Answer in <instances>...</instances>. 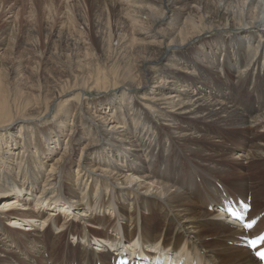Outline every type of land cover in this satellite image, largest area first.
I'll use <instances>...</instances> for the list:
<instances>
[{"label":"bare ground","instance_id":"obj_1","mask_svg":"<svg viewBox=\"0 0 264 264\" xmlns=\"http://www.w3.org/2000/svg\"><path fill=\"white\" fill-rule=\"evenodd\" d=\"M44 1L53 11L48 10L51 25L47 20L39 31L73 49L83 44V64L75 62L76 54L68 57L77 65L61 67L71 76L56 89L19 79L36 88L35 101L3 97L8 84L2 88V81L16 79L19 67L0 68V128L22 123L14 136L20 141L12 138L8 149L0 137V197H7L0 202V240L15 242L19 235L14 229L31 230L52 264L63 252L64 232L65 238L80 242L81 264H107L112 256L116 262L123 251L111 255L106 245L119 247L121 234L128 247L145 246L153 258L259 264L247 240L264 232V181L255 178V188L244 175L264 169V0H79L85 9L78 15L71 6L61 11L55 0ZM31 2L38 26L39 2ZM58 13L74 29L85 26L82 35L76 38L62 28L52 34ZM206 77L220 89L228 85L239 100L258 95L257 106L227 101L230 92L226 102L210 101L194 90ZM116 89L119 98L111 95ZM88 92L98 99L83 100ZM69 95L75 99L72 108L64 101ZM48 118L57 127L34 129V122ZM128 125L148 142L129 134ZM59 145L62 152H57ZM70 146L81 148L73 173ZM231 175L240 180L228 184L224 179ZM48 199L70 206H49ZM246 206L248 228L230 225L231 217L224 220L228 207L241 214ZM43 207L52 210L39 219L47 212ZM88 226H98L99 232ZM91 242L97 243L96 252H88ZM38 246L35 242L32 248Z\"/></svg>","mask_w":264,"mask_h":264},{"label":"rangeland","instance_id":"obj_2","mask_svg":"<svg viewBox=\"0 0 264 264\" xmlns=\"http://www.w3.org/2000/svg\"><path fill=\"white\" fill-rule=\"evenodd\" d=\"M48 1L50 0H47V2ZM55 1H56L55 6L56 7L58 6L59 8H61V11H64L63 9H65L66 6L68 7L71 6L72 11H74L73 12L74 15H78L79 13L82 14L85 9V7L80 3L79 0H71V1L70 0L69 1L68 0H55ZM73 1L75 3H73ZM38 2H39L38 3L39 5L38 17H39L40 25L36 26L37 23L34 24L35 19L33 16V10H34L33 6L34 5L31 2V0L29 1L28 0H0V41L2 42V46L0 48V68L10 69L13 66L19 67L16 72L17 75L15 76L17 81L14 78L13 80L8 79L7 81H2L1 83L2 88L4 84L6 83L8 84L5 89L3 88L1 93L3 97L8 98L9 100H12V98L17 101L37 100L36 97H37L38 92L36 88L29 89L28 86H24L22 83H20L19 79L21 81L26 79L27 82L35 86H38L40 88L43 87L47 89H51V88L56 89L55 87H57L59 83L63 82L65 79H68L67 77L71 76V72L68 71L67 69L68 63H69L68 57L69 59H72L74 54H76L77 59L75 60V62L80 61L81 65L83 64L82 60H83L84 51H85V47H83V44L81 46H77V49H73L72 46H70V44H66L63 39H62V42L61 41L58 42V39L53 38V35L49 36L48 34H45L44 32L39 31L40 26L41 27L43 26L42 28H44L49 24V22L51 21L49 17L51 15L48 12L50 11L52 13L53 11L52 9L50 10L44 5L46 4L44 0H38ZM60 15L61 14L58 13L57 21L54 24V26L51 27L52 34L59 32L62 28L63 32L67 29H70L71 35L74 37H76L75 35L77 36L82 35L81 31L83 28H86L85 26L81 27V25L80 26L76 25L74 29L73 27L69 25L67 19L64 18L63 14L61 16ZM47 20H48V24H47ZM126 34H129V31L128 33L126 32ZM11 35L13 36V38L15 37L14 43L12 40L13 38H11L12 37ZM16 38L18 39L17 43L20 44L19 46H16L15 44ZM81 39L83 40L85 38H81ZM12 45H13V48H16V49H13V53L11 50ZM58 52L60 53L59 56H58ZM168 52L169 51H166V53ZM59 63L61 64L63 63L64 65L62 64L63 66H60ZM158 63L161 64V62H158ZM37 65H39V71L38 73H35L34 68ZM76 65L77 64L74 65L73 62L69 63L70 68L75 67ZM61 67H67V68L63 69ZM73 71H72V74H73ZM230 71L231 73H236L235 68ZM75 74L77 75V71L75 72ZM194 74L196 76L198 75L197 72H194ZM221 76H223V74ZM235 87L236 89L238 88L237 86ZM227 88H228V85L226 87L224 86L222 89L218 88L213 82L209 80L208 77H206L204 80V83L197 85L196 89L194 90L202 91L203 95H206V97L209 98V100L212 102L213 101H225L226 102L225 98H226L227 92L228 93L230 92V95L228 96L229 100L227 101H242L243 104L251 108H255L257 106L255 97L258 95L253 94L252 98L249 100H246L244 96L241 95L242 100H239L237 98V95L234 94L235 91L234 92L233 90L230 91ZM192 91L193 90H191V92ZM96 94L97 93L95 92L94 93L88 92L86 93V95L81 96V98L83 100L87 99L88 101H93V100L98 99ZM111 95L114 98H119V96L121 95V90L116 89L114 92L111 93ZM111 95L108 94V97H110ZM47 98H50V96H47ZM65 98L66 100L64 101H68L67 107L72 108V105L73 106L76 105L74 103L75 101L74 95H69L68 97H65ZM140 104L142 105L143 101L139 100L138 105ZM24 109H27V108H24ZM102 113H103V110H102ZM34 114L35 113H33V115ZM70 114L72 116L70 121L71 120L74 121V116L76 113L74 112L73 109H71ZM21 125L22 123H16L12 127V123H10L8 125H5L3 128H0V137L1 136L3 137L2 145L6 146V149H8V141L12 143V138H14V140L16 141H20L19 138L17 139L14 136L17 135V130L21 127ZM23 125L26 126L25 123ZM33 125H35L34 126L35 130H40L43 126H49V125H53L54 127H57L56 122L55 121L53 122L49 118L46 119L45 122L44 121L34 122ZM127 132L141 140H144L145 142L148 139L147 137L143 139L142 133H139L137 130L134 131L132 125H128ZM152 140L153 139H151V141ZM237 140L238 142L244 143L246 145H250L252 142L248 138H237ZM67 141L69 142V140ZM81 142H84V140H81ZM223 142L227 143L228 145H233L232 143H229L227 141H223ZM54 145L55 143L52 144V146ZM168 146H169L168 143H164V149L168 148ZM63 147H64L63 145H59V149L57 150V152H60ZM70 150L73 151V153H70V160H72L71 169L73 173V169H75L78 165L81 148L76 147V146H72V147L70 146ZM225 150L226 148H222L221 152L226 153ZM236 152H239V150ZM162 155L164 156L166 155L164 151ZM55 156H57V153L56 155L55 154L53 155V158ZM9 158L12 159V155H10ZM233 160L237 161V159H233ZM222 162L226 163L227 160H223ZM114 164H117L115 160L112 163H110L111 169L115 168ZM120 165L122 164L120 163ZM244 176L245 178H248L250 176L251 179L249 180H251L255 188H259L258 181L259 183L261 181H264V169H262L261 172L257 174L254 173V174L247 175V177L246 175ZM232 178H235L236 180H231ZM255 178H257L258 181ZM224 180L228 182V184H233L236 181H239L240 178L237 177L236 175H231L229 178H226ZM210 183L212 184L213 187H214V184H217L215 181H211ZM229 189L232 190L231 188ZM6 199L7 197H0V202ZM48 200H45V202H47ZM48 204L49 206H53V204H56V205L65 204L66 207L70 206L68 203H63V201H58V200L56 202L49 200ZM43 208L45 209L46 207H43ZM48 210L49 209L46 208L47 212L44 213V215H41L39 219L45 218L46 215L48 214ZM51 210L52 209H50L49 211ZM239 212L243 214L245 212L244 208H241ZM224 220L226 221V219ZM224 220L222 219L221 221L225 223ZM56 222L58 224L60 221L58 222L57 220ZM97 227L98 226L96 227L88 226L87 229L90 232H99L95 230V228ZM14 230L16 231V234L20 236V237L18 236L19 238L16 236H15L16 238L14 237L15 242H12L9 239H8L9 242L6 239L0 240V264H52V258H50L48 254L49 251L46 252V249L44 248V246H42L41 241H37L36 239H34V234L36 233H34L31 230H26L24 232H23V229H14ZM108 232L111 233L110 231ZM23 234H26L25 235L26 237H24ZM65 235L66 233L64 232L63 241L61 242L60 250H59L63 252L55 257L56 262L54 264H81L80 263L81 257L79 255L81 254L82 248L79 245L80 242L79 243H77L76 241L74 242L70 239V237L65 238ZM93 239H96V238H93ZM21 241H25V242L22 243ZM35 242H38L41 246H38L37 248H32ZM96 244L97 243L95 242L90 243V246L88 247L89 253L96 252V251H93L94 249L93 247ZM68 247H70L72 250H69ZM109 252L112 255L113 251H109ZM31 255H34L33 259H31ZM65 259H68V260L65 261ZM91 264H95V261L91 262ZM107 264H112V261L107 260Z\"/></svg>","mask_w":264,"mask_h":264},{"label":"snow or ice","instance_id":"obj_3","mask_svg":"<svg viewBox=\"0 0 264 264\" xmlns=\"http://www.w3.org/2000/svg\"><path fill=\"white\" fill-rule=\"evenodd\" d=\"M261 243L264 244V237L261 238ZM260 259L264 260V253H257Z\"/></svg>","mask_w":264,"mask_h":264}]
</instances>
